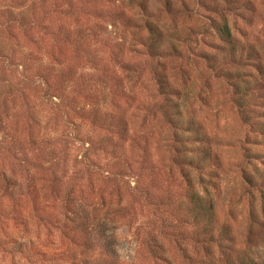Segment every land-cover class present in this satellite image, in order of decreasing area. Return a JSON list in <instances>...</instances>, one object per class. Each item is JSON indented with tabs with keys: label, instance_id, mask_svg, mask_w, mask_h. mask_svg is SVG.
Returning a JSON list of instances; mask_svg holds the SVG:
<instances>
[{
	"label": "rangeland",
	"instance_id": "1",
	"mask_svg": "<svg viewBox=\"0 0 264 264\" xmlns=\"http://www.w3.org/2000/svg\"><path fill=\"white\" fill-rule=\"evenodd\" d=\"M73 260L264 262V0H0V264Z\"/></svg>",
	"mask_w": 264,
	"mask_h": 264
},
{
	"label": "trees",
	"instance_id": "2",
	"mask_svg": "<svg viewBox=\"0 0 264 264\" xmlns=\"http://www.w3.org/2000/svg\"><path fill=\"white\" fill-rule=\"evenodd\" d=\"M165 5L167 7H170V4L168 1H165ZM216 27V30L219 31L220 35L225 37L226 39H229V37L231 36V33H230V29L228 27V24L223 22L222 24H216L214 25ZM256 54V53H253L252 50L248 49L246 54ZM254 57V56H253ZM163 92H165V90H162ZM246 118V117H245ZM244 118V119H245ZM189 128L188 129H194V126H188ZM194 160H192V158L190 157L188 160H187V163L190 164L192 163ZM211 204L207 205H201L200 206V210L203 211L202 214H207L208 215V219L210 220L211 218L209 216H212V211H211ZM206 224L208 225V223L206 222ZM206 226V225H205ZM212 237V236H211ZM74 261V264H77V261L76 260H73ZM245 264H264V262H259L257 260H250L249 262H245Z\"/></svg>",
	"mask_w": 264,
	"mask_h": 264
}]
</instances>
